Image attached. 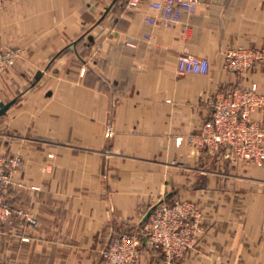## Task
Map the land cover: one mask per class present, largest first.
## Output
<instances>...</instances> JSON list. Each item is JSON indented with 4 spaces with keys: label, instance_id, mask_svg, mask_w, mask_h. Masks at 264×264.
I'll return each mask as SVG.
<instances>
[{
    "label": "crops",
    "instance_id": "1",
    "mask_svg": "<svg viewBox=\"0 0 264 264\" xmlns=\"http://www.w3.org/2000/svg\"><path fill=\"white\" fill-rule=\"evenodd\" d=\"M124 1L0 0V44L18 50L0 77V154L21 158L0 264H103L163 199L203 212L199 245L173 264H264V165L187 141L216 92H264L261 66L223 67L228 48L264 45V0H200L171 26ZM185 53L209 72L178 74ZM139 264L164 260L143 242Z\"/></svg>",
    "mask_w": 264,
    "mask_h": 264
},
{
    "label": "built area",
    "instance_id": "2",
    "mask_svg": "<svg viewBox=\"0 0 264 264\" xmlns=\"http://www.w3.org/2000/svg\"><path fill=\"white\" fill-rule=\"evenodd\" d=\"M143 1L161 13V22L166 26L179 22L182 11L195 13L200 3V0H126V6L134 9ZM148 22L157 24L159 20L149 18ZM17 54L18 51L0 46V77L14 64ZM258 65L264 68V45L230 47L224 54L223 67L230 71L244 72ZM209 69L210 63L204 57L185 53L177 61L178 74H206ZM211 106L209 119L198 133L188 136V143L209 152L224 150L233 162L264 165V92L258 85L253 82L248 87L220 90ZM255 112L261 114L260 120L253 117ZM20 162V156L0 154V230L3 223H13V212L6 200L13 171ZM203 232V212L198 204L185 199L174 202L163 199L151 208L141 234L123 232L111 239L102 249V262L138 264L144 242L146 247L160 252L164 264H173L199 245Z\"/></svg>",
    "mask_w": 264,
    "mask_h": 264
},
{
    "label": "rangeland",
    "instance_id": "3",
    "mask_svg": "<svg viewBox=\"0 0 264 264\" xmlns=\"http://www.w3.org/2000/svg\"><path fill=\"white\" fill-rule=\"evenodd\" d=\"M0 46H2L3 48H5V49H8V50H12V51H18V50H15V49H12V48H7V47H5V46H3V45H1L0 44ZM16 58H17V56H16ZM15 61H16V59H15ZM15 63V62H14ZM14 64H12L9 68H11L12 66H13ZM9 68H8V70H9ZM7 72V71H6ZM126 232H130V231H126ZM111 241V240H110ZM110 241L107 243V245L105 246V247H107L109 244H110ZM104 247V248H105ZM104 248H102V249H104ZM148 248V247H147ZM150 251H153V252H156L155 250H152V249H150V248H148ZM101 252H102V250L100 251V255H101ZM157 253H159L160 254V252H158L157 251ZM161 255V254H160ZM162 256V255H161ZM163 257V256H162ZM101 259H102V256H101ZM140 259H141V255H140V258H139V262H140ZM139 262H138V264H139Z\"/></svg>",
    "mask_w": 264,
    "mask_h": 264
},
{
    "label": "water",
    "instance_id": "4",
    "mask_svg": "<svg viewBox=\"0 0 264 264\" xmlns=\"http://www.w3.org/2000/svg\"><path fill=\"white\" fill-rule=\"evenodd\" d=\"M1 111H3V109H2ZM1 111H0V113H1ZM149 213H150V211L148 212V215H149ZM148 215H147V216H148Z\"/></svg>",
    "mask_w": 264,
    "mask_h": 264
},
{
    "label": "trees",
    "instance_id": "5",
    "mask_svg": "<svg viewBox=\"0 0 264 264\" xmlns=\"http://www.w3.org/2000/svg\"><path fill=\"white\" fill-rule=\"evenodd\" d=\"M124 2L126 3V0Z\"/></svg>",
    "mask_w": 264,
    "mask_h": 264
}]
</instances>
